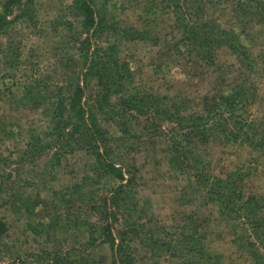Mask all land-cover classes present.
<instances>
[{"label": "trees", "instance_id": "obj_1", "mask_svg": "<svg viewBox=\"0 0 264 264\" xmlns=\"http://www.w3.org/2000/svg\"><path fill=\"white\" fill-rule=\"evenodd\" d=\"M215 1L167 2L174 28L181 37L170 40V45H174V56L170 58L188 56L198 70L193 73L194 77L220 71L217 57L222 49L235 55L241 66L238 81L224 90V94H217L216 86H209L199 106L191 108L185 99L162 94V90H146L134 80L124 81L127 77L121 73L123 68L129 74L128 79L132 75L128 65L119 62L117 53L122 46L116 43L127 34L131 35L132 43L149 41L152 38L146 37L147 32L123 30L115 16L112 20L105 19L96 0H74L80 17L78 52L84 59V68L76 87L46 98L44 120L32 126L24 156L34 161L51 156L49 175L54 178L65 158L81 154L86 157L85 172L73 186L56 191L45 189L48 195L38 191L35 195L25 192L20 198L11 193L4 201L0 197V212L18 213L26 209L30 216H36L38 228L33 229V223L30 228L41 236L46 234L45 244L41 245V263L46 259L48 264H161L166 256L169 261L178 257L176 249L182 252L183 264L213 261L203 245L205 237L199 231L188 234L183 227L182 233L170 240L166 239L171 236L164 226L159 228L157 236L155 229L149 227L151 222L144 216L148 213L147 206L140 195V188L144 189L139 178L140 161L137 156L128 157L137 155L133 145L135 142L142 145L146 136L165 143L170 168L202 186L204 190L199 189L202 195L218 201L225 197L227 206H235L223 211L226 219L252 221L256 211L251 210L252 203L245 201L246 195L240 187L245 175L229 173L221 179L209 173L203 146L221 136L227 144H249L264 154V128L249 112L256 100L250 95L252 91L247 94L248 86L254 85L251 78L258 65L251 60L249 46L241 41L244 36L249 39L252 35L249 21L258 25L254 29H264V0H227L233 7L228 22L222 20L223 16L209 17L210 4ZM23 2L7 0L0 14V31L9 28L10 17L16 8H23ZM239 9L245 14L239 16ZM24 16L32 23L37 14L35 10H25L16 19ZM246 17L249 19L244 20ZM157 20H146L144 28ZM155 40L156 46H160L161 36H155ZM156 74H160L158 70ZM94 83L95 92L88 97L87 89ZM40 84L27 89L33 95L32 102H40L34 95ZM256 203L262 210L263 206ZM77 204L88 207L84 222L73 213L72 208ZM83 213L86 214L84 210ZM82 217L85 218L83 214ZM10 224V219L1 215L0 244L9 245L5 240L10 238ZM70 234L78 239L73 247L75 257L66 256L62 249L60 237ZM81 234H85L84 238ZM259 238L262 239L261 233ZM242 240L243 237L237 236L234 242L240 244ZM263 253L262 248L251 250L259 261H264Z\"/></svg>", "mask_w": 264, "mask_h": 264}, {"label": "rangeland", "instance_id": "obj_2", "mask_svg": "<svg viewBox=\"0 0 264 264\" xmlns=\"http://www.w3.org/2000/svg\"><path fill=\"white\" fill-rule=\"evenodd\" d=\"M96 1L98 8H101V16L105 19L112 20L115 16L116 20L121 22L123 30L129 29L134 33V29H143L147 32L146 37L152 38L146 42L132 43L129 40L131 35L127 34L116 43L122 46L117 53L119 62L127 64L132 75L128 79L129 74L123 68L121 73L127 77L125 82L134 80L146 90H162V94L185 99L191 108H196L201 102V97L204 98L207 94L209 86H216L215 92L222 95L224 90L238 81L236 79L241 73V66L237 57L228 49H222L218 53L220 71L196 77L193 73L198 70L191 65L188 56L170 58L174 48V45H170V40L173 37H181L174 28L172 11L167 5L169 0ZM163 1L165 4H162ZM6 2L7 0H0V14L4 12ZM22 4L23 8H16L10 17L12 23L9 28L0 31L2 201L9 199L11 193L18 198L25 192L35 195L38 191H44V195H48L45 191L47 188L56 191L73 186L80 181L86 164L85 156H70L68 160L64 159L61 170L51 178V156L39 157L35 161L24 156L32 126L44 120L43 111L48 105L46 98H49L50 94L62 90L69 91L77 86L78 77L84 68V59L78 52L80 17L77 16L74 0H24ZM210 6V18L223 16L222 20L229 21L228 14L232 13L233 7L227 0H216ZM25 10L36 11L34 22L28 23L26 16L16 19L23 16ZM237 14L241 16L245 13L239 9ZM146 20L157 22L144 28ZM249 23L252 35L249 39L244 36L241 41L249 46L251 60L258 65L251 78L254 85L248 86L247 90V94L252 91L249 94H253L252 97L256 100L249 112L264 128V29H254L258 25L252 21ZM157 35L162 38L160 46L155 43ZM168 48L171 49L170 52ZM156 70L160 74H156ZM38 83L41 84L34 95L40 102L35 103L30 100L33 95H29L27 89ZM95 89L94 83L87 89V96H92ZM145 139L142 145L135 142L133 146L137 155L131 154L128 157L137 156L140 161L142 172L139 178L141 184H144V189L140 188V195L148 210L144 216L150 220L149 227L155 229V235L160 234L161 226L166 228L171 236H166V239L170 240L182 233L183 227L188 234L197 230L205 237L203 245L213 256V261L208 264H264V261L258 260L257 255L251 254V250L264 249V154L254 150L249 144H227L221 136L203 146L209 173L218 175L221 179L227 178L229 173L238 172L245 175L240 184L241 192L246 195L245 201L252 203L250 208L256 211V214L252 216V221L247 218L226 219L223 211L235 208L234 205L227 206L225 197L218 201L216 198L210 199L202 195L199 191L203 189L202 186L177 175L170 168L163 147L164 142L149 136ZM256 201L263 206L262 210L256 207ZM18 202L22 205L21 201ZM86 207L77 204L72 208L74 214L81 216L82 222L88 217ZM21 210L18 213L0 212V217L7 216L11 221L10 238L5 240L9 245L0 244V264H48V260L45 259V262L41 263V258L39 259L46 234L41 236L34 232L29 225L33 223V229L38 228L36 216H30L26 209ZM259 233L262 239L259 238ZM81 236L84 238L85 234ZM237 236L243 237L240 244L234 242ZM75 237L72 234L60 237L66 256L75 257L73 247L78 242ZM176 252L178 257L169 261L166 256V261L161 264H183L180 261L182 252L179 249H176Z\"/></svg>", "mask_w": 264, "mask_h": 264}]
</instances>
